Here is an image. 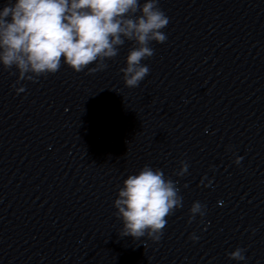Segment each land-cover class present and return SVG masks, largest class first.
Returning a JSON list of instances; mask_svg holds the SVG:
<instances>
[{
	"label": "clouds",
	"instance_id": "clouds-1",
	"mask_svg": "<svg viewBox=\"0 0 264 264\" xmlns=\"http://www.w3.org/2000/svg\"><path fill=\"white\" fill-rule=\"evenodd\" d=\"M157 5L158 0H146L142 6L138 0H15L0 10V63L5 69L15 66L19 80L54 74L62 61L77 73L98 61L89 69L95 73L107 68L105 59L115 58L126 40L134 41L137 46L129 51L127 66L120 71L128 88L138 87L149 73L141 61L154 54L150 42L167 39L161 29L169 18ZM138 11L141 14L136 16ZM235 162L239 164L240 158ZM187 169L182 162L176 175L183 176ZM178 191L159 168L145 165L128 175L114 201L115 215L123 223L120 235L137 240L147 235L159 241L166 218L182 207ZM190 212L189 222L196 214L204 215L199 202ZM244 251L237 248L229 258L242 261Z\"/></svg>",
	"mask_w": 264,
	"mask_h": 264
}]
</instances>
